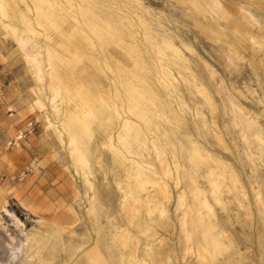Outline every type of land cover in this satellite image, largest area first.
<instances>
[{
    "label": "rangeland",
    "instance_id": "rangeland-1",
    "mask_svg": "<svg viewBox=\"0 0 264 264\" xmlns=\"http://www.w3.org/2000/svg\"><path fill=\"white\" fill-rule=\"evenodd\" d=\"M7 1L8 10H22L25 18L0 13L17 28L10 33L0 27V264H8L11 238L26 242L43 235L41 254L49 264H85L84 252L93 246L100 250V263L120 264L114 226L136 233L128 226L122 199L127 184L132 185L127 178L130 159L139 156L127 154L125 139L117 140L124 117L139 120L137 144L129 136L126 140L142 153L145 164L154 165L157 175L152 176L165 182L170 192L164 198L158 193L162 212L156 209L151 215L147 206L137 208L140 219L150 224L138 244L141 257L146 245L153 250L145 264H264V0H70L73 9L60 0L52 21L38 20L36 3L51 13L48 2L55 0ZM81 5L84 10L78 11ZM26 22L35 32L26 30ZM94 25L102 29V37L94 34ZM168 40L177 53L165 43ZM135 46L136 52H131L129 47ZM48 48L58 55L47 56ZM67 59L72 63L65 67ZM136 61L144 65L136 68ZM55 68L65 79L81 69L89 73L82 81L91 88L92 97L85 102L95 116L87 115L90 125L79 140L62 124L66 112L77 105L75 90L70 88L71 99L62 97L61 81L50 77ZM128 79L141 90L153 87L161 96L150 103L143 91L148 102L142 109L149 110L145 120L123 104ZM113 104L120 119L114 120L110 132L120 152L106 144L104 120L115 113ZM30 120L34 130L9 144ZM71 139L83 152L89 149L85 160L73 151ZM194 144L202 160L191 157ZM121 153L130 159L121 161ZM163 165L169 174L162 171ZM209 178L220 182L216 194ZM156 187L149 181L139 194L157 192ZM197 188L211 211L199 206ZM188 207L200 209L206 218L210 213L222 229L227 247L214 257L202 250L206 256L199 258L195 234L187 239L189 227L182 223Z\"/></svg>",
    "mask_w": 264,
    "mask_h": 264
},
{
    "label": "bare ground",
    "instance_id": "bare-ground-1",
    "mask_svg": "<svg viewBox=\"0 0 264 264\" xmlns=\"http://www.w3.org/2000/svg\"><path fill=\"white\" fill-rule=\"evenodd\" d=\"M17 1V0H16ZM40 0H37L36 2H38ZM59 1H49L48 2V6H49V12H45L44 10H41L39 8H41V2L36 3V8L38 10L37 12V17L38 20H40L41 17H45V18H49L51 21L52 19V15H54V11H55V5L59 4ZM70 4L71 9H73V4L72 2H70V0H65ZM61 2H63L61 0ZM96 2V1H95ZM102 2V1H101ZM110 2V1H109ZM29 3V2H28ZM90 3V2H89ZM30 4V3H29ZM7 5H9V2L7 0H0V13L5 16V17H11L13 16V18L17 15H21L22 18H25V14L22 10H17V8H11L10 10L7 9ZM91 5V4H90ZM100 6V5H99ZM105 6V5H103ZM111 6V5H109ZM9 7V6H8ZM32 9V8H31ZM76 9L79 10H84V6H79L76 7ZM92 9V8H91ZM112 9V8H111ZM33 10V9H32ZM31 10V11H32ZM107 10V9H106ZM98 11V9H97ZM58 12V11H57ZM56 12V13H57ZM100 12V11H99ZM95 13V12H94ZM97 13V12H96ZM95 13V14H96ZM108 14V13H107ZM112 14V13H111ZM28 16V15H27ZM56 16V15H54ZM98 16V15H96ZM104 16V15H103ZM18 17V16H17ZM30 17V16H29ZM108 17V16H107ZM16 18V17H15ZM32 18V17H31ZM70 19V18H69ZM79 19V18H78ZM114 19V18H113ZM121 19V18H120ZM14 20V19H13ZM26 20V19H25ZM122 20V19H121ZM27 21V20H26ZM107 21V20H106ZM112 21V18H111ZM114 21V20H113ZM120 21V20H119ZM108 22V21H107ZM121 22V21H120ZM68 23V22H67ZM73 23V22H72ZM110 23V22H109ZM118 23V22H117ZM20 24V23H19ZM26 24H28V22H26ZM33 24V23H32ZM40 25H42L41 22H39ZM30 24L26 25L27 29L31 31L32 33L35 32L34 29L29 27ZM68 25V24H67ZM71 25V24H70ZM109 25V24H108ZM121 25V24H120ZM69 26V25H68ZM75 26V25H74ZM95 28H92V31L94 32V34H96L97 36H101L102 33V29L100 27H98L97 25H94ZM122 26V25H121ZM0 27L4 28L5 30H8V32L10 33H14L17 31V28L14 27L13 25H11L8 22H5L2 20V18H0ZM34 27V26H33ZM72 27V26H71ZM109 27H112L109 25ZM120 27V26H119ZM123 27V26H122ZM78 28V27H77ZM114 30L117 29L116 25L115 27H113ZM121 28V27H120ZM80 29V28H79ZM122 29V28H121ZM23 30V29H22ZM39 30V29H38ZM64 30V29H63ZM41 31V30H40ZM66 31V30H65ZM123 31V30H122ZM69 32V31H68ZM117 32V31H116ZM119 32V30H118ZM121 32V31H120ZM9 33V34H10ZM118 34V33H117ZM122 34V32L120 33ZM119 34V35H120ZM132 34V33H131ZM149 34V33H148ZM4 35V33H3ZM90 35V34H89ZM21 36V35H20ZM92 36V35H91ZM132 37L135 38V36L130 35ZM146 36V35H145ZM8 37V36H7ZM150 37V35H149ZM153 37V36H151ZM78 38V37H77ZM120 38V37H119ZM55 39V38H54ZM151 39V38H150ZM19 43L22 44L24 43V39H18ZM102 40V38H101ZM105 39H103L104 41ZM114 40V39H113ZM117 40V39H116ZM121 40V39H120ZM164 40V39H163ZM17 41V40H16ZM96 41V40H95ZM151 41V40H149ZM57 42V41H56ZM118 42V41H116ZM115 42V43H116ZM120 42V41H119ZM122 42V41H121ZM130 42V41H129ZM128 42V43H129ZM152 42V41H151ZM162 42V41H161ZM95 43V42H94ZM114 43V42H113ZM127 44V42H125ZM164 43V42H162ZM170 48H172L174 51H176V49H174V46L170 43V41L168 40V42H165ZM79 44V43H78ZM107 44V43H106ZM130 44V43H129ZM151 44V43H150ZM153 44V43H152ZM68 45V44H67ZM109 45V44H108ZM132 45V43H131ZM77 46V45H76ZM134 46V44L132 45ZM72 47V46H71ZM75 47V46H74ZM153 47V46H152ZM87 48V47H85ZM136 48L135 47H129V50L131 52H136ZM140 48V47H139ZM154 49V48H153ZM157 49V48H156ZM58 50V49H57ZM128 50V49H127ZM12 51V50H11ZM140 51V50H139ZM142 51V50H141ZM129 52V51H128ZM126 53V52H125ZM144 53V52H143ZM177 53V51H176ZM108 54V53H107ZM110 54V52H109ZM58 53H55L54 51H52L51 49H47V56H57ZM63 55V54H62ZM69 55V53H68ZM154 55V54H153ZM137 56V55H136ZM143 56V54H142ZM155 56V55H154ZM176 56V55H175ZM65 57V56H64ZM153 57V56H152ZM60 58L61 61L62 57H58ZM111 58V57H110ZM114 58V57H113ZM137 58V57H136ZM53 59V58H52ZM133 59V58H132ZM50 60V59H49ZM57 60V59H56ZM168 60V59H167ZM170 60V59H169ZM134 61V60H133ZM159 61V60H158ZM157 61V62H158ZM55 62V60H54ZM53 63V62H52ZM58 63V62H57ZM65 67H68L69 65H71V60L67 59L64 62H62ZM115 63V62H114ZM119 63V62H118ZM136 64L134 65V67L136 68H141V65L143 64V62L141 61H136ZM128 64V63H127ZM158 64V63H156ZM106 65V63H105ZM122 65V64H121ZM144 65V64H143ZM52 66V65H51ZM55 66V65H54ZM53 66V67H54ZM107 66V65H106ZM131 66V65H130ZM156 67V66H154ZM168 67V66H167ZM79 68V67H78ZM143 68V67H142ZM50 69V68H49ZM54 69V68H53ZM120 69V67L118 68ZM117 69V70H118ZM132 69V68H131ZM93 70V69H92ZM133 70V69H132ZM147 70V69H146ZM156 70V69H155ZM161 70V69H160ZM120 71V70H119ZM128 71V69H124V72ZM137 71V70H136ZM143 71V70H142ZM158 71V70H156ZM155 71V72H156ZM46 72V71H45ZM52 72V71H51ZM146 72V71H145ZM38 73V72H37ZM49 73V72H48ZM71 74V72H69ZM139 73V72H138ZM137 73V74H138ZM147 73V72H146ZM166 73V72H165ZM82 74H86L85 76H83ZM91 74V73H90ZM148 74V73H147ZM157 74V72H156ZM36 75V74H35ZM41 75V74H38ZM67 75V74H66ZM89 73L87 71H85L84 69L78 70V71H74L72 72V74L70 75V77L68 79H65L62 74L59 72V70L57 68H55V72L51 74L50 77L54 78L57 77L58 81H61L62 84V89L63 90L62 93V97L64 99H71L73 97V93L70 91V88L75 90V97L76 100L79 102H77L72 109H67L68 111L65 114V117L63 119V125L64 128L68 131L69 135L72 137L76 136L77 139L79 138V136L85 131L86 129H88V126L90 125L88 123V114H92L94 115L91 110L89 108L86 107V102L88 101L89 96L92 97L91 94V88H89L88 86L83 85V81H82V77H86L88 76ZM139 75V74H138ZM143 75V73H142ZM146 75V74H145ZM162 75V73H161ZM160 75V76H161ZM42 76V75H41ZM93 76V75H92ZM128 76V75H127ZM131 76V75H130ZM44 77V76H43ZM49 77V75H48ZM67 77V76H66ZM123 77V76H121ZM150 77V76H149ZM39 78V77H38ZM96 78V77H95ZM164 78V76H163ZM42 79V78H41ZM130 79V78H129ZM128 79V80H129ZM148 79V78H147ZM162 79V78H161ZM160 79V80H161ZM50 80V79H48ZM92 80V79H91ZM163 80V79H162ZM40 81V80H39ZM45 81V80H44ZM136 81L139 82V79H137ZM143 81V80H142ZM49 82V81H48ZM52 82V81H51ZM85 82V80H84ZM95 82V81H94ZM93 82V83H94ZM166 82V81H164ZM50 83V82H49ZM54 83V82H53ZM56 83V82H55ZM149 83V82H148ZM60 84V83H59ZM58 84V85H59ZM87 84V83H86ZM141 84V83H140ZM139 84V85H140ZM125 85V98H126V102L123 103L127 106V109L132 112L134 115H136V117L138 119H142L145 120L146 117H149V110L147 108L142 109V105L146 102L153 103L154 101L157 100L158 96H157V92H155L152 88L147 90V89H143L141 90V88H139V86H137L136 83L133 82V80H129L126 83H124ZM144 85V84H143ZM153 85V84H152ZM50 86V85H49ZM61 87V85H59ZM145 86V85H144ZM154 86V85H153ZM50 88H52V86H50ZM59 88V87H58ZM147 88V87H146ZM117 91V90H116ZM121 91V90H120ZM146 92L148 98L146 97V95L144 94V92ZM201 91V90H200ZM55 91H53L54 93ZM59 92V91H58ZM115 92V91H114ZM159 92V91H158ZM109 93V92H108ZM123 93V92H122ZM57 94V92H56ZM114 94V93H113ZM206 94V93H205ZM208 95V94H207ZM206 95V97H207ZM119 92H116V97H119ZM54 97H55V93H54ZM58 97V94H57ZM98 97V95H97ZM100 97V95H99ZM161 97V96H159ZM102 98V97H101ZM109 98V95H108ZM120 98V97H119ZM163 98V97H162ZM124 99V98H123ZM148 99V100H147ZM161 99V98H160ZM119 100V99H118ZM117 100V101H118ZM162 100V99H161ZM109 101V100H108ZM163 101V100H162ZM212 102L211 97L208 96V102ZM39 102L40 105H42L41 101H36ZM94 102V101H92ZM115 102V101H114ZM149 103V104H150ZM105 104V103H104ZM39 105V106H40ZM161 105V104H160ZM119 106V105H118ZM147 106V104H146ZM78 107V108H77ZM125 108V107H124ZM144 108V107H143ZM120 109V108H119ZM153 109V108H151ZM113 110L115 111V113L111 112L109 113V115H107V120H104V124H105V134L107 135V145L112 146V150L113 151H117L120 152L118 147H115V145H112L113 142V136L110 132V130L113 129V124H115V119L119 120L120 119V115H119V111H118V107L117 105L113 104ZM153 111V110H152ZM108 112V111H107ZM122 112V111H121ZM151 112V111H150ZM102 113H104V109H102ZM173 113V112H172ZM117 114V116L115 117V115ZM126 114V113H125ZM128 114V113H127ZM126 114V115H127ZM154 114V113H153ZM156 114V112H155ZM157 115V114H156ZM166 115V114H165ZM95 116V115H94ZM152 116V115H150ZM47 117V116H46ZM123 117V116H122ZM155 117V116H154ZM168 117V116H167ZM173 117V116H172ZM62 119V117H60ZM170 118V117H168ZM48 119V118H47ZM175 119V118H174ZM46 120V119H45ZM139 121V120H137ZM137 121L135 122L134 120L132 121L131 119H129L128 117H124V119H122V121L120 122V126L121 129L120 131H118L117 133V140H122L124 143V139H125V144L127 145V151L129 155H134L137 156V160H135L134 158L127 157V154H122V159L121 161H124L123 159H130L131 164L129 166V168L127 167V178L129 179V183H131L132 185L127 184L126 189L124 191L123 194V199H122V206L124 207V209L126 210V216L128 217V226L130 227V225L132 226V228L136 229V233H132L128 227H121L119 225H115L114 226V232L113 235L115 236L116 239V244L117 247L119 248V254H120V264H145V258L146 256L151 257L153 255V250L150 246H145V250H144V254L141 257L139 255V242H140V234H146V231L149 229L150 224L145 220V219H140L139 215H137V211H138V207L139 206H147L148 210L147 212L149 214H153V211L156 209H159L161 212L163 210L162 208V204H160V201L158 199V193L159 195H161V198L163 197H168V193H170L168 191L167 188V184H165V182H161L159 179L154 178L152 176V174L157 175L156 174V169L154 168V165L151 164H145V161L142 155V153L137 152V149L134 147V145L131 144V140H126V138H128L127 136L131 137L133 139V142L135 144H137V141L139 140L138 135L141 132L142 133V127L140 126V124L137 123ZM177 121V120H176ZM51 122V121H50ZM168 122V121H167ZM48 123V121H47ZM174 123V122H173ZM47 125V124H46ZM142 125V124H141ZM154 125V124H153ZM158 126H160L159 124H157ZM155 126V125H154ZM157 126V128H158ZM163 126V125H162ZM46 127V126H45ZM162 128V127H161ZM144 129V128H143ZM48 130V129H47ZM150 130V129H149ZM152 130V129H151ZM169 130V129H168ZM62 131V130H61ZM82 131V133H81ZM145 131V130H144ZM160 131V129L158 130ZM65 132V131H64ZM63 132V133H64ZM137 135H136V133ZM149 132V131H148ZM161 132V131H160ZM61 133V132H60ZM62 133V134H63ZM154 133V132H153ZM114 135V134H113ZM145 135V134H144ZM147 135V134H146ZM145 135V136H146ZM59 136V134H58ZM62 136V135H61ZM159 136V135H158ZM71 137V138H72ZM141 137V136H140ZM63 138V137H62ZM143 139H145V137H142ZM60 139V138H59ZM142 139V140H143ZM161 139V137H160ZM68 140V139H67ZM79 140V139H78ZM86 140V138H85ZM156 141L153 140L152 143L154 144ZM158 141V140H157ZM68 142V141H67ZM71 142L73 144H75V147L73 148V151L80 153V157L82 159L85 160V153L87 152V154L89 153V149L86 148V151H82L78 146H77V140L75 139H71ZM140 142V141H139ZM170 142V141H169ZM116 143V142H115ZM130 144V145H129ZM143 144V143H142ZM162 144V143H161ZM171 145V144H170ZM73 147V145H72ZM70 147V148H72ZM85 147V146H84ZM154 147V146H153ZM171 147V146H170ZM164 148V147H163ZM80 149V150H79ZM121 149V148H120ZM200 148L196 147L195 144L192 148V154L191 157L195 160V159H200L202 160V153L199 150ZM166 150V149H165ZM148 151V150H147ZM156 151V149H155ZM154 151V152H155ZM83 152V153H82ZM149 152V151H148ZM171 152V151H170ZM203 152V151H202ZM167 153V152H166ZM150 154V153H149ZM156 154V153H155ZM154 154V157H155ZM177 154V153H176ZM152 155V154H151ZM157 155L158 157H160V150L157 148ZM169 157V156H168ZM156 158V157H155ZM154 158V159H155ZM171 158V157H170ZM174 159V158H173ZM176 160V157H175ZM158 161V160H157ZM174 161V160H173ZM218 161V160H217ZM120 162V161H119ZM167 162V160H166ZM198 162V161H197ZM150 163V162H149ZM200 163V162H199ZM160 164V163H159ZM163 164V163H162ZM160 164V165H162ZM201 164V163H200ZM159 165V166H160ZM135 168V169H134ZM146 169H149V171H151L149 173V171H146ZM164 172H166L167 174L170 173L167 165H163V170ZM152 173V174H151ZM189 173V172H188ZM164 174V173H163ZM165 175V174H164ZM207 175H209V177L212 175V172H207ZM229 176L231 177L233 183H235V176L230 173ZM131 177H134L135 180L131 179ZM166 177V176H165ZM189 178L192 179V175L189 174ZM215 178H209V181L211 183V189L213 192V194H216L219 190H220V182L218 181V179ZM153 182L156 184V191L157 192H147L146 195H140L139 192L142 190V188L146 185L147 182ZM194 195L198 200V204L199 206H204L206 208H208V210L211 211V207L208 203V200L206 199V197L203 195L202 193V189L197 188L194 189ZM215 199L218 200V197L215 195L214 197ZM146 208V207H145ZM7 213H9V211L5 208L4 209ZM146 210V209H145ZM155 212V211H154ZM184 217H183V223L182 225L185 226L186 223L188 225V230L186 231V235H187V239L190 240L192 239L193 234H195L196 236V240L198 241V257H205V254H202V250L205 252H208L211 254L212 257L215 256V254H217L219 251H221L223 248L227 247L226 244H224V242L221 239V232L222 229L219 227L218 223L214 222L211 217H210V213L208 214V217L206 218L203 213L201 212L200 209H195V208H191L188 207L187 210H185L183 212ZM10 216L15 219L16 223H18V219L16 218V216L12 213H9ZM151 214V215H152ZM187 217V215H189L188 219L185 217ZM147 217V216H146ZM150 220H153V218H151ZM192 234V236H191ZM197 237H200L201 240L204 239V241L202 242L200 239H198ZM46 244V240L44 238V235L41 237L36 238L35 236L31 237V238H27L26 242H22L20 240H18L17 238H11V241L9 243L10 245V258L8 261V264H49V262L44 259V257L41 254L42 249L44 248ZM100 257V250L98 249L97 246H93L91 249L87 250L84 252V261L85 264H108L107 261H104L103 263L99 262V260H97Z\"/></svg>",
    "mask_w": 264,
    "mask_h": 264
},
{
    "label": "built area",
    "instance_id": "built-area-1",
    "mask_svg": "<svg viewBox=\"0 0 264 264\" xmlns=\"http://www.w3.org/2000/svg\"><path fill=\"white\" fill-rule=\"evenodd\" d=\"M3 93H4L3 86H2V84L0 82V97L3 95ZM33 130H34L33 122L31 120L30 121H27L25 123L24 128H20L17 131L16 137L14 138V140L9 141V144H11V143L16 144L19 140L25 138Z\"/></svg>",
    "mask_w": 264,
    "mask_h": 264
}]
</instances>
